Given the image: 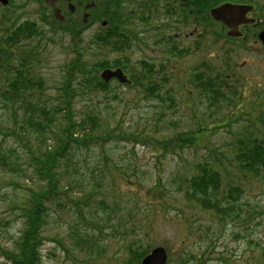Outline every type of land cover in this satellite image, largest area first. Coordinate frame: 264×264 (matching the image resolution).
<instances>
[{
    "label": "rangeland",
    "instance_id": "obj_1",
    "mask_svg": "<svg viewBox=\"0 0 264 264\" xmlns=\"http://www.w3.org/2000/svg\"><path fill=\"white\" fill-rule=\"evenodd\" d=\"M62 10L66 12L64 7ZM47 12L36 0L19 2L17 24L34 22L50 40L42 42L39 50L38 37L21 42L12 49L15 57L7 66L17 67L18 60L34 48L38 61L26 77L42 81L43 90L37 87L28 95H35L36 104L57 102L66 63L72 58L70 37L53 24ZM161 24L165 26L157 33L146 29ZM168 24L171 20L165 18L144 27L137 20L134 29H146L139 42L126 52L108 56H127L129 68L138 70L137 62L142 59L156 65L164 63L165 72L157 76L167 82L159 83L164 86L159 98L116 80L109 82L106 92L96 91L90 81L72 83L74 119L79 122L85 121L86 115L97 116L98 131H110L112 139L80 147L67 161L69 174L77 184L67 189L69 199L63 198L69 200L63 201L67 207L62 209L63 203L48 205L50 218L43 229L38 264H127L128 245L148 252L161 246L167 252L168 264H261L264 170L257 176L241 172L234 151L239 139H264V51H243L244 43L225 44L215 39L213 31L201 27L198 33L203 36L196 38L195 52L178 58L168 55L171 47L159 45L155 36L166 33ZM98 28L96 25L82 31L85 45ZM100 53L99 46H92L88 60L101 59ZM202 63L215 74L228 77L226 101L217 103L211 94L204 97L190 85V74ZM11 79L5 69H0V95L7 91ZM27 92L31 91L20 89L21 94ZM24 102L22 98L10 103L0 100V123L5 128L16 125L9 117L22 114ZM201 124L209 131L198 146L167 145L162 149L163 140L181 133L190 135ZM88 128L86 125L83 129ZM82 134L77 133L78 137ZM31 139L22 135L13 140L0 135V248L11 246L19 236L20 220L13 209L36 187V179L22 172L28 166L23 141L33 144ZM203 161L213 163L221 173L219 197L231 187L242 189V195L222 215L199 209L177 191L180 181L194 174L195 165ZM8 166L18 167L19 174L7 173ZM94 182L98 187L88 197ZM77 232L84 239L78 243L81 250L71 246ZM0 264L12 263L0 254Z\"/></svg>",
    "mask_w": 264,
    "mask_h": 264
},
{
    "label": "trees",
    "instance_id": "obj_2",
    "mask_svg": "<svg viewBox=\"0 0 264 264\" xmlns=\"http://www.w3.org/2000/svg\"><path fill=\"white\" fill-rule=\"evenodd\" d=\"M171 1L115 0L114 5L110 7V12L113 14L108 16V26L93 34L87 45L81 40L84 27L76 17L69 15L63 23L54 21L55 24L60 26L59 29L70 37L69 50L72 53V58L66 63L64 86L60 89L56 103L36 104L33 102L35 95L28 98V95L37 87L39 90H43L40 79L34 81L32 78L26 77L32 72V64L38 61L37 52H33L34 48L29 50L25 57L18 60L17 67L13 68L12 65L5 70V73L10 75L12 79L7 91L0 95V100L4 103H10L16 98H22L25 100L26 106L23 108L22 114L12 113L10 115L9 119L14 121L15 126L5 128L0 123V135L8 136L13 140L19 139L22 135L33 138L31 142L35 145L31 144L30 141H23V147L27 151L28 166L22 172L36 179V181H33L36 182V187L28 191L29 195L27 197L22 196L13 209L20 220L21 228L18 233L19 236L12 242L11 246L0 248L1 256L7 261L12 264H38L41 262L40 248L43 245V229L50 218L48 205L54 203L61 205L63 201L69 202L67 196L70 191H67V189L77 184L69 174L70 169L66 167L67 161L71 159L73 152L80 147L89 148V145H96L105 138V141L112 139L110 138V131L107 133L104 130L98 131L100 128H98L99 119L97 116L86 115V120L79 122L74 119L72 83L90 81L96 91L106 92L109 83L103 82L99 77V73L105 68H121L124 73L130 75L131 84L124 85L125 87H140L143 89L144 95L146 93L148 96L160 97L164 86L159 83H166L167 81L163 82L164 78L158 79L159 76L157 75L165 72L167 67L164 63L156 65L142 59L137 62L140 66L138 70L129 68L130 59L127 56L114 57L113 59H109L108 56L111 53L121 54L128 51L139 42L146 29L149 31L156 30L157 33L165 26L161 24L157 29L146 28L138 32L133 29L135 21L138 20L144 27H147L149 23L156 20L161 22L166 16L172 23L174 11L169 5ZM202 4H197L195 7L196 24L202 25L204 29H209L211 33L213 31V35L220 39L221 37L215 32L213 21L209 16V9L212 5L208 2ZM53 32H56V30L54 29ZM44 34L43 30L39 29L33 22L25 21L21 23L10 34L11 36L4 40L5 55L9 56L11 54L10 49L19 42L31 38L36 39V37L40 42L37 46L39 50L42 42L50 40L45 38ZM155 36L159 38L157 41L159 45L166 46L167 44L168 47H171L167 50L168 55H174L178 58L186 55L185 51L177 49L172 35H166L162 32L155 34ZM92 46L101 48L103 51V53H100L102 55L101 59L88 60V58L90 59ZM2 59L0 55V67L6 60ZM12 60L13 56H11L10 62ZM227 78L226 75L215 74L208 64L202 63L193 74H190L189 83L200 95L207 97L208 94H211V98L218 103L222 99L226 101L228 97L227 92L230 85ZM20 89H27L31 92L21 94ZM211 103L213 102L211 101ZM17 119L19 120L17 121ZM86 125L89 127L88 130L83 129ZM208 131L203 124L198 125L190 135L181 133L163 140L161 143L163 145L162 149H166L167 145L193 148L200 144L198 141L201 142ZM79 132H83L81 137L77 135ZM118 134H114V136H118ZM49 141L52 143H49ZM19 142L22 145V141ZM237 144L238 147L234 151V160L238 169L243 173H252L254 176L259 175V171L264 170V139L257 137L239 139ZM209 151L212 152V150ZM194 168L195 173L181 180L177 187V191L183 194L184 200L197 205L199 209L211 210L218 215H222L227 209H231L232 202L242 195V189L237 186L231 187L224 196L219 197L221 173L215 165L209 161H203L197 163ZM17 170L20 169L14 166H8L6 169L7 173L12 176L19 174ZM97 187L98 185L94 182L87 196L92 197ZM233 194L237 197H233ZM224 202L225 206L223 205ZM63 204L62 209L67 207V203ZM75 206H78L77 202H75ZM59 208L57 207V209ZM81 236V233L77 232L75 241L71 244L77 250H81V245H78V243L84 240ZM140 248H133L129 245L126 247L130 258L127 264H140L142 257L148 253V250H141ZM260 259L261 264H264V252L261 254Z\"/></svg>",
    "mask_w": 264,
    "mask_h": 264
},
{
    "label": "flooded vegetation",
    "instance_id": "obj_3",
    "mask_svg": "<svg viewBox=\"0 0 264 264\" xmlns=\"http://www.w3.org/2000/svg\"><path fill=\"white\" fill-rule=\"evenodd\" d=\"M20 1L23 0H0V16L2 12L8 14L7 23L4 22L9 27L7 32L16 23ZM203 2L212 5L211 9L225 4L249 7L245 13V22L239 24L235 31L240 35L235 38L246 42L247 49L250 51H264V42L260 38V35L264 33V0H172L169 5L174 11V19L171 24L167 25L166 35H172L178 50L185 51L186 55H190L196 50V36L200 34L198 33L199 29L201 27L204 29V27L196 24L195 7L197 4L203 5ZM114 3L115 0H73L71 4L75 6V10L71 12V15L79 12L82 18L84 13H88L90 22L95 18H102L101 21H103L104 17L107 18L113 14L110 12V7ZM57 5L61 8V12L63 7L66 9L68 7V3L65 1L58 2ZM90 5L92 8L86 9ZM212 23L219 28L221 34L228 32L222 23ZM0 28H3L2 24Z\"/></svg>",
    "mask_w": 264,
    "mask_h": 264
},
{
    "label": "water",
    "instance_id": "obj_4",
    "mask_svg": "<svg viewBox=\"0 0 264 264\" xmlns=\"http://www.w3.org/2000/svg\"><path fill=\"white\" fill-rule=\"evenodd\" d=\"M47 4H49L53 8V15L56 19L62 20V16L60 15V11L55 8V3L59 0H44ZM71 1V0H66ZM69 8L73 11L74 7L70 4ZM249 7L244 6H233L230 4L221 5L217 8H214L210 11L211 17L215 21L222 22L230 31L227 33L228 36L238 35L235 30L238 25L245 22V13ZM87 14L83 15V21H86ZM261 40L264 42V33L260 35ZM101 78L103 81L108 82L112 78L117 79L120 83L127 82L125 76L122 71L119 69L110 70L105 69L101 73ZM166 263V253L165 250L161 247H156L153 249L147 256H145L141 264H165Z\"/></svg>",
    "mask_w": 264,
    "mask_h": 264
}]
</instances>
